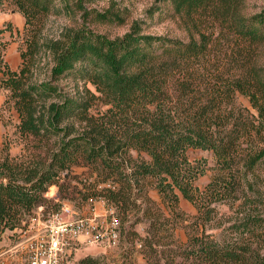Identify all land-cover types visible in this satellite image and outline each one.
<instances>
[{
    "label": "trees",
    "instance_id": "obj_1",
    "mask_svg": "<svg viewBox=\"0 0 264 264\" xmlns=\"http://www.w3.org/2000/svg\"><path fill=\"white\" fill-rule=\"evenodd\" d=\"M163 1L187 18L206 12L229 18L230 0ZM52 2L13 0L25 26L31 20L30 7L47 12ZM95 18L122 23L112 13ZM230 34L238 44L264 40V9L235 22ZM5 49L0 39V92L8 91L14 101L20 131L61 139L41 170L23 171L8 158L0 163V242L5 231L27 225L39 207L43 215L59 209L61 202L46 197L55 186L62 200L77 192L81 205L90 196L104 197L115 206L121 225L130 217L136 218L133 225L145 222L143 237L134 230L126 234L140 242L137 252L143 264H264V196L257 172L264 163V79L241 74L244 62L222 67L212 61V43L205 34L184 43L143 35L136 25L113 40L76 30L65 44L55 45L50 82L66 77L89 81L108 109L95 135L73 136L58 126L82 116L87 106L61 98L50 82L24 86V70L9 68ZM238 96L249 100L258 118L237 104ZM52 97L61 99L50 104L46 124L35 105ZM190 149L211 151L216 160L217 173L203 190L194 186L203 170L188 159ZM75 165L87 167L94 176L80 189L66 180L60 183L61 174L68 176ZM107 181L114 189H96ZM153 190L161 202L152 198ZM179 194L194 204L195 214L180 208ZM221 206L233 212L228 226L222 222ZM179 230L185 232V241L177 236ZM75 264L105 261L87 256Z\"/></svg>",
    "mask_w": 264,
    "mask_h": 264
},
{
    "label": "rangeland",
    "instance_id": "obj_2",
    "mask_svg": "<svg viewBox=\"0 0 264 264\" xmlns=\"http://www.w3.org/2000/svg\"><path fill=\"white\" fill-rule=\"evenodd\" d=\"M229 15L224 19L211 12L194 14L187 18L174 11L171 3L163 0H53L47 12L38 11L30 7L31 20L25 26V18L18 11L13 0H0V39L5 44V61L13 71L24 70L22 83L31 86L51 81V69L54 66L55 45H63L68 37L76 30L87 29L113 40L119 39L128 33L136 25L141 34L166 37L187 43L190 40H199L200 35L205 34L212 43V61H217L222 67L235 60L245 63V70L241 74L264 79V40L256 43H240L230 34L235 22L248 19L264 9V0H230ZM114 14L122 21L121 24L101 23L96 20V14ZM225 12H223V15ZM220 17V18H219ZM241 45V46H240ZM239 46V48L237 47ZM23 55V59L21 58ZM216 64V63H214ZM233 66V65H232ZM58 87L60 96L83 102L87 106L86 113L62 122L59 128H68L76 135H95L98 130L101 116L107 111L108 106L102 102V98L95 87L89 81H82L73 77H66L58 82H50ZM61 98H48L38 102L36 115L44 121L48 118V108L52 103H58ZM175 98V96H174ZM14 101L9 99L6 90L0 92V163L5 162L23 171L43 169L51 154L58 148L61 135H26L20 131V117ZM176 102V99L173 100ZM239 106L246 108L258 118L256 110L249 100L238 96ZM47 124V121L45 122ZM258 141V140H257ZM259 142V141H258ZM264 144V140L260 141ZM137 158L136 152L131 153ZM144 156V155H143ZM187 157L194 166L203 170L194 182V186L203 190L217 173L216 160L211 151L190 149ZM119 157L118 159H120ZM257 172L260 175L262 197L264 196V163ZM61 174L60 183L64 180L72 186L83 187L86 180H94V176L87 167L75 165L72 173L66 177ZM113 181V179L110 178ZM153 199L161 202L160 196L155 190L151 191ZM46 197L53 202L67 203L79 215L82 210L78 193L71 195L69 199H61L58 189L51 186ZM179 206L188 215L196 213L193 203L183 199L179 194ZM138 199V203L141 202ZM144 207V204H143ZM40 208V207H39ZM38 208V209H39ZM27 218L36 220L39 210ZM222 222L225 226L233 218V212L228 208L218 207ZM42 210V208H41ZM37 212V213H36ZM141 214H138L140 216ZM42 218V216H41ZM135 217H130L122 224V240L118 248H109L99 245H83L72 252L65 264H75L79 259L90 256L104 259L105 264H143L144 260L137 250L140 242L126 237L131 230L140 236L145 235L146 223L132 224ZM19 228L5 231L0 242L2 250H10L21 254V238L18 236ZM123 229L125 231H123ZM16 231V232H15ZM128 236V234H127ZM177 236L186 240L183 230L177 232ZM23 256V255H22Z\"/></svg>",
    "mask_w": 264,
    "mask_h": 264
},
{
    "label": "built area",
    "instance_id": "obj_3",
    "mask_svg": "<svg viewBox=\"0 0 264 264\" xmlns=\"http://www.w3.org/2000/svg\"><path fill=\"white\" fill-rule=\"evenodd\" d=\"M102 187L114 189L115 185L107 181L96 189ZM41 208L36 212V220H29L17 232L27 264H65L80 246L118 248L120 245L122 225L116 208L102 196L88 197L79 215L63 202L57 211L46 215Z\"/></svg>",
    "mask_w": 264,
    "mask_h": 264
},
{
    "label": "crops",
    "instance_id": "obj_4",
    "mask_svg": "<svg viewBox=\"0 0 264 264\" xmlns=\"http://www.w3.org/2000/svg\"><path fill=\"white\" fill-rule=\"evenodd\" d=\"M21 254L10 250H2L0 253V264H27L22 251ZM23 255V256H22Z\"/></svg>",
    "mask_w": 264,
    "mask_h": 264
}]
</instances>
